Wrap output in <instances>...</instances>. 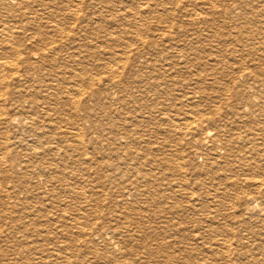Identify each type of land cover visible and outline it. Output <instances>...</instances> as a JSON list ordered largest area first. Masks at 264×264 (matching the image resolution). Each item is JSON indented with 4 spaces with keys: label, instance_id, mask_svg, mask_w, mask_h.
<instances>
[{
    "label": "bare ground",
    "instance_id": "6f19581e",
    "mask_svg": "<svg viewBox=\"0 0 264 264\" xmlns=\"http://www.w3.org/2000/svg\"><path fill=\"white\" fill-rule=\"evenodd\" d=\"M183 3L0 0V264H264V0Z\"/></svg>",
    "mask_w": 264,
    "mask_h": 264
},
{
    "label": "rangeland",
    "instance_id": "374dc122",
    "mask_svg": "<svg viewBox=\"0 0 264 264\" xmlns=\"http://www.w3.org/2000/svg\"><path fill=\"white\" fill-rule=\"evenodd\" d=\"M172 1H174V0H172ZM180 1H181V2H180ZM185 1H186V0H178V3H179L178 5H180L182 2H184V3L182 4V6H183L182 8H184L185 10H187L188 7H189V9H190V6H188V5H191V4H192V3H191L192 0H191V2H190L189 4H188L187 2L185 3ZM188 1H190V0H188ZM193 1H194V0H193ZM193 3H194V2H193ZM186 4H187V5H186ZM194 4H195V3H194ZM194 4H192V5H194ZM184 6H185V7H184ZM173 7L175 8L176 6H173ZM198 7H199V6H198ZM184 9H183V10H184ZM189 9H188V10H189ZM120 50H121V49H120ZM120 222H121V223H120V227H121L120 230H123V228H124L123 224H124V223L126 224V222H124L123 220L120 221Z\"/></svg>",
    "mask_w": 264,
    "mask_h": 264
}]
</instances>
